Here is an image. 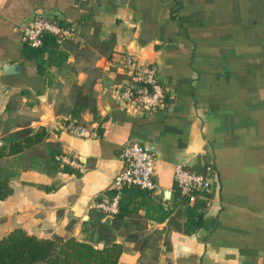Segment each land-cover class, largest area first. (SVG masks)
<instances>
[{"label":"crops","instance_id":"1","mask_svg":"<svg viewBox=\"0 0 264 264\" xmlns=\"http://www.w3.org/2000/svg\"><path fill=\"white\" fill-rule=\"evenodd\" d=\"M40 13L75 27L63 45L67 59L43 74L21 52L22 26ZM125 50L154 61L170 88L157 109L127 110L112 97L111 60ZM9 62L15 70L2 72ZM73 83L96 100L81 112L86 136L64 125ZM40 125L81 173L48 169L43 146L2 158L16 174L0 199V237L16 226L40 237L95 232L83 229L122 165L121 146L144 142L155 146L154 192L170 199L164 204L176 199V164H210L213 182L196 197L206 202L201 227L172 229L156 259L117 235L118 264H264V0H0V141ZM164 226L148 220L149 230Z\"/></svg>","mask_w":264,"mask_h":264},{"label":"trees","instance_id":"2","mask_svg":"<svg viewBox=\"0 0 264 264\" xmlns=\"http://www.w3.org/2000/svg\"><path fill=\"white\" fill-rule=\"evenodd\" d=\"M66 42V41H65ZM64 42V43H65ZM58 44L55 37L46 33L38 46L22 42V56L35 61L39 74H43L49 65H60L68 57V53ZM74 92L69 114L81 118L85 108H95L96 100L90 92H85L84 85L73 83ZM47 130L44 126H24L10 130L2 135L0 144V199L12 192L11 179L16 170L2 165L1 159L10 155H22L29 149L43 146L46 151V166L53 171L62 170L81 173L78 167L69 163H61L56 159L62 150L57 142L47 141ZM46 190L54 185H44ZM108 193H112L109 190ZM170 199L164 200L152 190L137 185L125 187L119 199V209L110 221H102L104 213L97 211V219L84 227V231L94 228L95 232L87 237L60 235L53 233L49 237H40L16 226L0 237V264H118L123 245L117 235L134 242V247L141 254L149 247L152 257L159 254L158 241L168 246V235L172 229L190 234L202 226L204 221L205 200L196 198L190 202L187 195L177 190L176 199L166 205ZM148 220L166 221L162 229H148ZM93 233L96 234L93 239ZM164 233V235H163ZM102 244H98L99 242ZM170 264V263H168Z\"/></svg>","mask_w":264,"mask_h":264},{"label":"built area","instance_id":"3","mask_svg":"<svg viewBox=\"0 0 264 264\" xmlns=\"http://www.w3.org/2000/svg\"><path fill=\"white\" fill-rule=\"evenodd\" d=\"M49 33L58 44H63L75 35L74 25L62 21L57 15L36 14L22 26L21 40L31 46L42 43L43 37ZM116 78L110 92L114 100L123 108L135 112H150L163 105L171 90L161 79L154 61H142L130 50L119 52L111 60ZM65 128L77 136L89 135L92 130L82 119L68 117ZM1 143V141H0ZM122 161L120 169L112 178L110 190L96 201V208L108 218L118 212L119 199L125 187L137 185L155 191L157 187L155 175L156 150L152 143L126 142L119 152ZM61 163L79 165L77 160L56 155ZM214 169L206 164L204 169H195L188 165L176 164L174 182L181 194L187 195L189 201L197 195H204L213 182Z\"/></svg>","mask_w":264,"mask_h":264},{"label":"water","instance_id":"4","mask_svg":"<svg viewBox=\"0 0 264 264\" xmlns=\"http://www.w3.org/2000/svg\"><path fill=\"white\" fill-rule=\"evenodd\" d=\"M2 68H3L2 72H10V71L15 70V64L12 63V62H9V63L4 64ZM163 195H164L165 198H168L170 196V190L169 189H165L163 191Z\"/></svg>","mask_w":264,"mask_h":264}]
</instances>
